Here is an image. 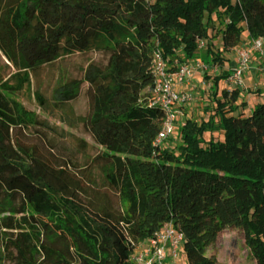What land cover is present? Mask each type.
<instances>
[{"label": "trees", "instance_id": "trees-1", "mask_svg": "<svg viewBox=\"0 0 264 264\" xmlns=\"http://www.w3.org/2000/svg\"><path fill=\"white\" fill-rule=\"evenodd\" d=\"M214 13L225 21L221 52L236 47L245 30L264 39V0H0V51L17 68L0 74L3 261L131 264L130 239H149L171 221L185 235L184 264H218L203 251L228 226L242 231L264 264V101L250 115L237 113L239 90L218 96L230 73L224 69L212 78L214 114L186 119L176 150L153 144L164 121L161 107L150 105L154 51L174 71L195 58L202 39L224 67L210 32ZM93 49L106 61L90 62L77 77L63 73L53 95L62 105L87 84L82 120L97 149L87 166L100 163V173L89 168L82 179L57 153L46 123L9 95L16 88L9 78L28 82L37 64ZM36 99L49 107L39 89ZM215 130L223 139L207 140ZM101 189L117 195L123 227L108 214L112 197L103 200Z\"/></svg>", "mask_w": 264, "mask_h": 264}, {"label": "rangeland", "instance_id": "rangeland-1", "mask_svg": "<svg viewBox=\"0 0 264 264\" xmlns=\"http://www.w3.org/2000/svg\"><path fill=\"white\" fill-rule=\"evenodd\" d=\"M209 24L210 32L215 38L213 40L214 52L218 51L222 54L226 60L225 66L221 67L212 60V56L207 52L206 41H204L203 47L199 48L195 58L186 62L193 66L194 74L183 85L187 86L189 84L185 88L192 91L193 99L176 108V130L172 136L160 145L162 150H176L177 146L181 144L180 130L186 119L203 121L208 120L209 116L214 114L212 78L221 74L224 69L230 70L231 67H235L238 52L249 45L250 37L247 30H245L242 33L241 42L236 47L230 51L221 52L223 48L221 35L225 21L221 16L214 13L209 19ZM79 54V52H75L61 55L54 61L37 64L33 69H29L30 81L22 82V84H19L17 79L7 78L10 79V84L16 86L14 92L9 95L46 123L48 132L57 146V153L72 165L80 178L85 179L89 168H91L92 174L97 177L100 173V163H92L90 167L87 166L89 161L94 159L97 154L93 137L84 129L82 120V117L87 115L86 113L90 108L89 97L86 94L87 84L82 86V93L77 100L62 103V105H56L53 100L58 82L63 79V73L71 78L77 77L90 62L106 61L102 49H93L85 56ZM251 65L256 68L254 70L257 71L256 75L260 79L254 78L251 81L245 77L249 72L248 70L243 76L244 83L240 87L230 83L227 78H224L218 84L219 97L223 90L228 92L239 90L241 92V96L237 101L239 104L237 113L244 115H250L253 107L264 101V57L259 52H254ZM260 68L263 69L260 70ZM7 71L6 76H10V74L17 72V68L0 51V74L7 73ZM37 89L46 96L49 107L44 109L36 99ZM214 121H218L216 115ZM210 137L223 139L224 133L220 130L207 132L205 138L208 140ZM84 185L88 186L86 183ZM101 191L103 192V200L108 199L111 194L112 198L106 210L112 219L123 227L121 221L123 208L117 199V195H113L109 189H101ZM82 195L86 198L89 197L83 192ZM130 241L134 249L129 260L131 264H137L136 257L148 247V239L140 241L130 239ZM203 253L215 259L218 264H258L245 243L242 231L233 226H228L223 231L218 232L211 245L205 248ZM3 256L0 240V264H7L3 261ZM185 261V253L182 247L178 260L169 264H184Z\"/></svg>", "mask_w": 264, "mask_h": 264}, {"label": "built area", "instance_id": "built-area-1", "mask_svg": "<svg viewBox=\"0 0 264 264\" xmlns=\"http://www.w3.org/2000/svg\"><path fill=\"white\" fill-rule=\"evenodd\" d=\"M204 40H199V48L203 47ZM259 52L264 57V39H252L248 47L238 52L235 67L230 68L227 80L236 87L243 85V76L250 68L253 53ZM151 71L154 77V96L150 105H158L164 112L162 127L153 142L154 146L160 145L175 133L177 112L176 108L193 99L190 90L177 89L178 84L188 82L194 68L188 63H183L174 71L170 70L168 61L164 58L159 47L156 48L152 58ZM185 235L177 230L173 223L166 222L161 229L148 239V247L137 257V264H169L176 262L180 257V249L184 245Z\"/></svg>", "mask_w": 264, "mask_h": 264}, {"label": "crops", "instance_id": "crops-1", "mask_svg": "<svg viewBox=\"0 0 264 264\" xmlns=\"http://www.w3.org/2000/svg\"><path fill=\"white\" fill-rule=\"evenodd\" d=\"M251 38H250V40H249V43L251 42ZM254 69H256L254 66H250V68L249 69H247V71L249 70V72H247V74H246V76L245 77H247V78H249L251 81L254 79V78H259L257 75H256V73H257V71L256 70H254ZM261 69H263V68H260V70ZM245 72V73H246ZM248 79V80H249ZM260 79V78H259ZM189 84H187V86H188ZM186 85H183V84H178L177 85V89H179V90H186V88L185 87H187ZM259 89V88H258ZM262 94V92L260 93V95ZM182 106V105H181ZM254 108V107H253ZM253 110V109H252ZM251 110V111H252Z\"/></svg>", "mask_w": 264, "mask_h": 264}]
</instances>
